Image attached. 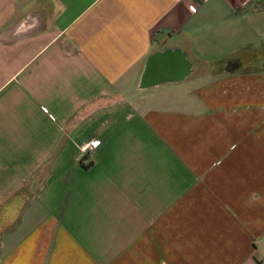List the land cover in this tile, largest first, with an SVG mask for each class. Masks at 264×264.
I'll list each match as a JSON object with an SVG mask.
<instances>
[{
    "label": "crops",
    "instance_id": "crops-1",
    "mask_svg": "<svg viewBox=\"0 0 264 264\" xmlns=\"http://www.w3.org/2000/svg\"><path fill=\"white\" fill-rule=\"evenodd\" d=\"M15 10L0 264H264V0Z\"/></svg>",
    "mask_w": 264,
    "mask_h": 264
},
{
    "label": "rangeland",
    "instance_id": "rangeland-1",
    "mask_svg": "<svg viewBox=\"0 0 264 264\" xmlns=\"http://www.w3.org/2000/svg\"><path fill=\"white\" fill-rule=\"evenodd\" d=\"M239 0H234V2H237ZM20 5L21 6V0H0V33L4 31L5 28H12L15 16L17 15L15 13V6ZM19 7V6H18ZM21 13V7L19 8ZM18 10V13H19ZM8 25V26H7ZM3 34V33H1ZM15 86V84L13 85ZM19 87L17 86L16 82V91H18ZM24 99L23 101H25ZM45 109V111L43 110ZM42 112L50 117L51 120H55V117L49 112L48 108L44 107Z\"/></svg>",
    "mask_w": 264,
    "mask_h": 264
},
{
    "label": "built area",
    "instance_id": "built-area-1",
    "mask_svg": "<svg viewBox=\"0 0 264 264\" xmlns=\"http://www.w3.org/2000/svg\"><path fill=\"white\" fill-rule=\"evenodd\" d=\"M193 12H195V9H192V8H190ZM44 111H45V109H43ZM100 141H98V140H94V141H89L86 145H85V147L83 148L84 149V152L86 151V152H94L97 148H98V146H99V143Z\"/></svg>",
    "mask_w": 264,
    "mask_h": 264
}]
</instances>
